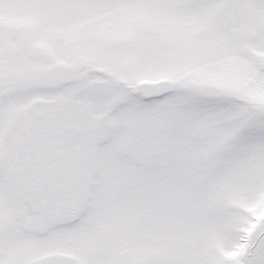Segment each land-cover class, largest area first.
Segmentation results:
<instances>
[{
  "label": "snow or ice",
  "instance_id": "snow-or-ice-1",
  "mask_svg": "<svg viewBox=\"0 0 264 264\" xmlns=\"http://www.w3.org/2000/svg\"><path fill=\"white\" fill-rule=\"evenodd\" d=\"M0 264H264V0H0Z\"/></svg>",
  "mask_w": 264,
  "mask_h": 264
}]
</instances>
